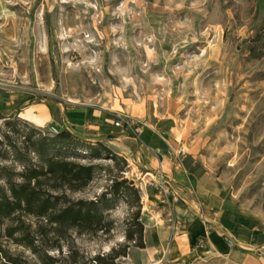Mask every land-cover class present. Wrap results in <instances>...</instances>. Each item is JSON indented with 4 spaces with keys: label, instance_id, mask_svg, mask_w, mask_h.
<instances>
[{
    "label": "rangeland",
    "instance_id": "374dc122",
    "mask_svg": "<svg viewBox=\"0 0 264 264\" xmlns=\"http://www.w3.org/2000/svg\"><path fill=\"white\" fill-rule=\"evenodd\" d=\"M32 102L111 118L108 135L74 133L81 143L75 155L98 169L83 191L70 195L106 192L102 207L113 227L108 233L73 232L62 241L63 252L45 247L57 257L48 263L3 237L0 264H16L6 253L23 264H94L97 253L125 242L135 195L108 192L112 178L124 171L139 189L145 223L152 185L134 160L139 138L115 125L124 116L138 125L158 122L177 150L185 147L194 167L216 177L235 220V231L220 228L228 231L220 234L230 246H237V236L264 247V0H0V184L6 183L4 173L20 179L23 164L38 160L28 135L51 138L62 130L20 118ZM100 141L111 152L89 157L83 148ZM69 145L73 150L75 143ZM111 153L124 160L123 171ZM47 242L56 243L53 236Z\"/></svg>",
    "mask_w": 264,
    "mask_h": 264
},
{
    "label": "crops",
    "instance_id": "0c3cea01",
    "mask_svg": "<svg viewBox=\"0 0 264 264\" xmlns=\"http://www.w3.org/2000/svg\"><path fill=\"white\" fill-rule=\"evenodd\" d=\"M63 112V120L57 118V113ZM86 112V111H85ZM18 116L39 127L57 124L59 129H68L86 136H102L113 132L111 118L93 111L91 114H76L73 108L56 103L32 102L21 109ZM158 122H143L146 138L140 135L123 136L139 138L138 149L134 160L139 163L147 179L151 181L145 220L144 247L131 246L127 256V264H264V247L253 245L252 241L238 239L237 246H230L221 236L217 228L235 231V220L226 211L225 197L210 171L194 167L192 156L185 154L182 162L177 161L175 143L161 133ZM122 129L125 131L126 128ZM123 136H118L122 138ZM172 138L175 139L174 136ZM131 150V147H128ZM164 149H168L165 151ZM172 181L177 195L163 194L159 187L160 167ZM182 219V230L172 229V220ZM207 222H211L209 229ZM135 255H138L135 258Z\"/></svg>",
    "mask_w": 264,
    "mask_h": 264
},
{
    "label": "trees",
    "instance_id": "16d2710c",
    "mask_svg": "<svg viewBox=\"0 0 264 264\" xmlns=\"http://www.w3.org/2000/svg\"><path fill=\"white\" fill-rule=\"evenodd\" d=\"M145 130L140 136L151 143L146 138ZM27 140L39 158L23 164L20 179L14 178L11 170L4 173L6 183L0 184V242L3 237L12 239L27 246L39 259L48 263L57 260V257L49 254L45 247L63 252L62 241L69 239L73 232L108 233L112 230L113 221L102 207L106 202V192L96 198H75L70 195L83 191L94 180L98 169L97 164L83 162L75 155L76 148L81 144L78 145L76 134L64 128L51 138L41 136L33 139L32 135H28ZM69 142L75 143L73 150H70ZM85 147L83 149L90 152L89 157L94 158L104 151L111 152L102 141ZM49 150L53 153L47 154ZM111 156L118 169L123 171L121 162L124 163V160L116 153H111ZM6 170L4 168L2 171ZM123 174L125 171L112 178L108 192L124 197H128L129 193L135 195L131 202L135 208L127 221L126 240L112 246L107 252L97 253L93 257L94 264H127L122 258L128 255L130 247L146 245L145 223L141 220V195L133 181ZM52 236L56 243L49 244L47 239ZM40 245L44 246L43 251ZM77 254V251L72 253L75 262L79 260ZM5 256L16 264H23L7 253Z\"/></svg>",
    "mask_w": 264,
    "mask_h": 264
},
{
    "label": "built area",
    "instance_id": "2783aa9c",
    "mask_svg": "<svg viewBox=\"0 0 264 264\" xmlns=\"http://www.w3.org/2000/svg\"><path fill=\"white\" fill-rule=\"evenodd\" d=\"M115 125L116 126H121L123 128L126 129H130L133 130L134 132H136L137 134L140 135V133L142 132V126H139L137 124V122L131 117V116H124V117H119V120L115 121ZM186 154V149L185 147L182 145L180 147L179 150H177V161L178 162H182V157ZM147 174L151 175V172L147 171ZM126 174H129V171L126 172ZM159 187L160 190L163 194H170L172 191H174L175 193L173 195H177V190L175 189V187L173 186L172 181L168 178V176H166L164 174V171L162 169V166L160 167L159 171ZM152 176V175H151ZM207 226L209 229L213 228V225L211 222H207ZM184 228V221L182 219H176V220H172V229L173 230H182ZM228 231L222 230L220 229V233L222 235L226 234ZM227 239V238H226ZM228 240L230 242H232V238H228Z\"/></svg>",
    "mask_w": 264,
    "mask_h": 264
}]
</instances>
